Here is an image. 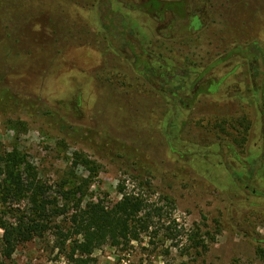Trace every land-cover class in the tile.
Listing matches in <instances>:
<instances>
[{"label":"rangeland","instance_id":"obj_1","mask_svg":"<svg viewBox=\"0 0 264 264\" xmlns=\"http://www.w3.org/2000/svg\"><path fill=\"white\" fill-rule=\"evenodd\" d=\"M161 2L157 24L132 0H0V153L25 156L51 219L7 264H73L63 193L112 205L120 186L162 215L92 264H264V0ZM180 85L211 92L188 108Z\"/></svg>","mask_w":264,"mask_h":264},{"label":"trees","instance_id":"obj_2","mask_svg":"<svg viewBox=\"0 0 264 264\" xmlns=\"http://www.w3.org/2000/svg\"><path fill=\"white\" fill-rule=\"evenodd\" d=\"M138 1L144 3L140 4L141 9L147 12L154 10L153 14L162 19L170 10L165 2L159 0ZM196 16L188 30L203 27L201 19ZM146 72L152 79L151 71ZM84 163L87 164L86 161ZM1 175L5 177V185H0V264H7L20 245L31 242L49 229L51 219L47 211L48 202L43 198V185L37 181L35 170L23 154L17 151L4 155L0 153ZM120 192L122 199L112 205L90 201L85 206H82V201L74 200L73 191L63 193L65 201L73 203L74 214L70 218L71 229L66 234L61 229L58 233L62 246L74 238L69 254L73 264H92L93 254L108 244L117 247L139 241L142 235L150 233L154 218L162 215L163 208L149 203L143 196L124 193V186H120ZM25 198L32 203L30 214L14 207ZM62 213L66 212H58Z\"/></svg>","mask_w":264,"mask_h":264},{"label":"flooded vegetation","instance_id":"obj_3","mask_svg":"<svg viewBox=\"0 0 264 264\" xmlns=\"http://www.w3.org/2000/svg\"><path fill=\"white\" fill-rule=\"evenodd\" d=\"M134 3L131 5V6H127V7H129V9L131 8V9H133V10H137L139 13H141V14H147V15H150V13L149 12H147V11H145V9L144 8H140L139 6H140V4L141 5H144V3L142 2V1H138V0H132ZM159 1H162V0H159ZM179 2H175V3H177V4H179V3H181V5H182V8L185 6V7H188V6H186L187 4H186V2L184 3V0H178ZM176 4V5H177ZM185 7H184V9H182V10H186L185 9ZM169 12L171 11V12H173L174 13V10L171 8L170 10H168ZM181 14H182V11H181ZM197 15V16H196ZM202 15L203 14H195L194 12L192 13V12H190L189 13V24L191 23V21H192V19H194V17L196 16V17H198V18H200L201 19V21H202V26L204 25L203 23H204V21H203V19H204V15H203V17H202ZM150 17V16H149ZM150 18H152L157 24L159 23V21L162 19L160 16H157L156 17V13H154L153 14V17H150ZM146 68H147V70L146 71H151V74H152V76H154V77H156L155 76V72H154V70L151 68V67H149V66H146ZM144 73V72H143ZM184 74H185V72H183ZM146 76V78L147 79H150V78H148V72H146V73H144ZM199 82V81H198ZM196 83V82H195ZM161 85L160 84H156V87L155 88H158V87H160ZM163 89L164 88H160V92H162L163 91ZM199 89H200V86H198L195 90L196 91H193L190 95L189 94H184V97H182L181 96V94H180V90L182 91V90H184V87H183V85H180V86H175L174 87V89L173 90H171V98L176 102V104H177V102H181V104H184L185 105V107H188L189 108V106H188V104L186 103L185 104V102H190L191 100H192V98H194L193 96H198V95H207V93H210L211 91H208V92H200L199 91ZM228 99H232L231 97L230 98H228ZM178 111V110H177ZM264 116V115H263ZM256 146L258 145V144H255ZM263 146V150H264V144L262 145ZM230 149V151H232L233 150V147H230L229 148ZM257 149V148H256ZM263 158L264 157H262V156H260V155H258V152H256L255 153V155H254V157L251 159V166H250V170H249V178H255L256 177V174H257V169H258V167L259 166H262V164H263ZM236 174H233V176H235ZM252 192H253V194H259V192L257 191V190H252ZM263 195V197H264V193L262 194Z\"/></svg>","mask_w":264,"mask_h":264}]
</instances>
